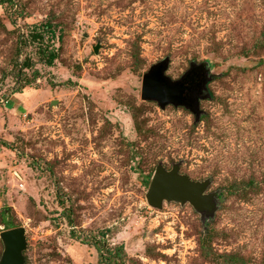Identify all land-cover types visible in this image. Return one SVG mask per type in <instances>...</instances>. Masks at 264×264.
Masks as SVG:
<instances>
[{
    "label": "rangeland",
    "instance_id": "rangeland-1",
    "mask_svg": "<svg viewBox=\"0 0 264 264\" xmlns=\"http://www.w3.org/2000/svg\"><path fill=\"white\" fill-rule=\"evenodd\" d=\"M11 1L0 235L25 229V264H98L94 239L123 264H264V0ZM165 59L172 82L203 66L198 114L141 98ZM176 165L208 183L212 212L148 204L156 168Z\"/></svg>",
    "mask_w": 264,
    "mask_h": 264
},
{
    "label": "water",
    "instance_id": "water-1",
    "mask_svg": "<svg viewBox=\"0 0 264 264\" xmlns=\"http://www.w3.org/2000/svg\"><path fill=\"white\" fill-rule=\"evenodd\" d=\"M168 59L153 66L142 78L141 98L166 106L184 107L198 114V99L206 84L203 66H192L179 80L172 82L165 76ZM208 183H198L179 173V166L166 171L158 166L151 179L146 199L153 208H161L163 201L190 203L196 210L213 211L211 195H205ZM0 239L4 251L0 264H25L26 236L23 227L3 231Z\"/></svg>",
    "mask_w": 264,
    "mask_h": 264
},
{
    "label": "trees",
    "instance_id": "trees-1",
    "mask_svg": "<svg viewBox=\"0 0 264 264\" xmlns=\"http://www.w3.org/2000/svg\"><path fill=\"white\" fill-rule=\"evenodd\" d=\"M4 4L13 7V3L11 0H0V5L2 6ZM46 56L48 61L47 64L51 65L52 62L55 60V54L50 51L47 53ZM232 192L233 193L237 192V189L234 187V190H232ZM6 227H7L6 230L15 228L11 226L10 223H6ZM92 246L98 254V264H123L122 257H124V253L122 246L116 247L114 249H110L105 246L103 239L100 240L94 239ZM224 257L226 258L228 264H245V261L235 254L227 255Z\"/></svg>",
    "mask_w": 264,
    "mask_h": 264
},
{
    "label": "built area",
    "instance_id": "built-area-1",
    "mask_svg": "<svg viewBox=\"0 0 264 264\" xmlns=\"http://www.w3.org/2000/svg\"><path fill=\"white\" fill-rule=\"evenodd\" d=\"M21 186V185H20ZM22 187V186H21Z\"/></svg>",
    "mask_w": 264,
    "mask_h": 264
}]
</instances>
